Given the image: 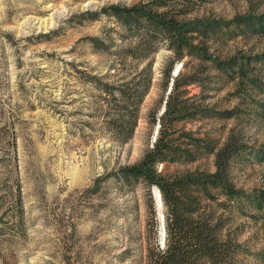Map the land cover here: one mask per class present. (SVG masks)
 <instances>
[{"label":"rangeland","instance_id":"obj_1","mask_svg":"<svg viewBox=\"0 0 264 264\" xmlns=\"http://www.w3.org/2000/svg\"><path fill=\"white\" fill-rule=\"evenodd\" d=\"M140 1L149 0H0V264H147L150 250L166 246L168 210L160 189L126 185L111 173L154 145L181 72H201L202 81L188 87L189 105L233 110L234 116L181 121L170 137L186 142L182 134L190 132L223 143L236 135L243 146L231 161L232 184L249 193L264 190V94L248 76L221 73L211 59L188 56L175 63L164 92L173 52L161 45L132 139L120 142L92 121L98 91L87 75L105 74L116 55L95 49L91 38L116 35L121 26L108 15L91 20L87 12ZM195 7L193 16L230 22L264 13V0H199ZM229 27V34L208 40L209 53L221 61L235 58L264 82V35ZM115 39L113 51L132 38ZM147 63L139 62L140 68ZM199 152L193 162L166 166L214 172L215 154ZM231 205L215 208L224 215V234L240 245L238 263L264 264V211L246 201Z\"/></svg>","mask_w":264,"mask_h":264},{"label":"trees","instance_id":"obj_2","mask_svg":"<svg viewBox=\"0 0 264 264\" xmlns=\"http://www.w3.org/2000/svg\"><path fill=\"white\" fill-rule=\"evenodd\" d=\"M198 1L149 0L132 5L112 4L87 12L91 20L108 15L121 26V30H115L116 35L109 32L105 33L107 38H91L95 49L113 53L116 57L102 76L87 75L98 91L97 104L90 114L92 121L97 125L100 122L116 140L128 142L135 134L141 106L153 85L152 57L163 44L173 52L164 71V92L174 78L172 69L175 63L191 56L211 59L221 73L232 75L238 72L240 77L248 76V80L264 94L263 81L249 76L244 65L235 58L221 61L213 57L207 44L210 39L229 34L231 24L235 25L237 32L264 35V13L237 16L225 22L193 16ZM116 36L121 40L132 39L124 48L113 51ZM145 60H148L147 65L140 68L139 62ZM200 73L192 70L175 77L174 87L166 99V109L159 117L158 139L139 161L111 173L126 185L144 182L148 187L157 186L162 193L168 210L167 244L164 248L158 245L150 250L147 264H239L236 253L240 245L224 234V215L217 214L215 206L227 210L232 208L231 203L242 207L246 201L251 207L264 211V190L249 193L237 189L231 182V161L243 146L236 135L232 134L223 143H213L209 138H198L190 132L182 134L188 137L186 142L182 138L170 137L172 132H177L175 126L181 121L234 116L233 110L218 111L187 103L190 99L187 97L188 87L202 81ZM164 95L157 103L159 106L165 100ZM159 106L151 113V124L158 120ZM259 106L264 112V102H259ZM94 122L90 125L93 128L96 126ZM201 149L215 154L214 172L200 168L171 171L166 166L193 162ZM160 166H164L163 169ZM99 181L100 178L89 189L97 192ZM215 191L223 194L225 199L219 200Z\"/></svg>","mask_w":264,"mask_h":264}]
</instances>
